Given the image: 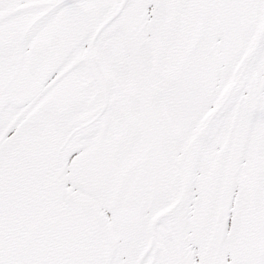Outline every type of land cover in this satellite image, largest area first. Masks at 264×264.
<instances>
[{
  "label": "snow or ice",
  "instance_id": "obj_1",
  "mask_svg": "<svg viewBox=\"0 0 264 264\" xmlns=\"http://www.w3.org/2000/svg\"><path fill=\"white\" fill-rule=\"evenodd\" d=\"M0 264H264V0H0Z\"/></svg>",
  "mask_w": 264,
  "mask_h": 264
}]
</instances>
